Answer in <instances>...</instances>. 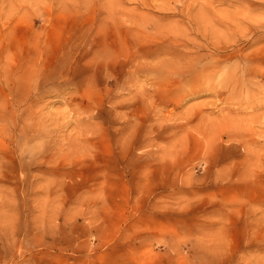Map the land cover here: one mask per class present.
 Instances as JSON below:
<instances>
[{
    "label": "rangeland",
    "instance_id": "374dc122",
    "mask_svg": "<svg viewBox=\"0 0 264 264\" xmlns=\"http://www.w3.org/2000/svg\"><path fill=\"white\" fill-rule=\"evenodd\" d=\"M30 1L52 11L0 73V264H264V0Z\"/></svg>",
    "mask_w": 264,
    "mask_h": 264
},
{
    "label": "bare ground",
    "instance_id": "6f19581e",
    "mask_svg": "<svg viewBox=\"0 0 264 264\" xmlns=\"http://www.w3.org/2000/svg\"><path fill=\"white\" fill-rule=\"evenodd\" d=\"M55 2V6H57L56 10L59 7L64 9H68L73 6H77L79 8H88L90 1L89 0H52ZM98 6V9H103V6L99 2L95 3ZM47 8V9H46ZM52 8L49 5L39 4L30 0H0V73L5 75L6 69H8L10 56V44L13 41V28L15 25L20 24L22 21L26 19V16L30 15L32 17H38L43 14V12H50ZM61 12H63L61 10ZM52 13V12H51ZM68 23L72 22V19H68L65 17ZM50 18V22H51ZM85 20L80 19L79 22L83 23ZM89 24V23H88ZM43 39H47V36L42 37ZM38 42L34 43L33 52H35L34 59H37L38 54ZM109 56L108 53L96 54V62L101 58H107ZM108 59L101 64L102 66H107ZM140 69H144V65H139ZM142 67V68H141ZM16 70H21V64H17L14 67ZM146 95V99H150L148 94Z\"/></svg>",
    "mask_w": 264,
    "mask_h": 264
}]
</instances>
